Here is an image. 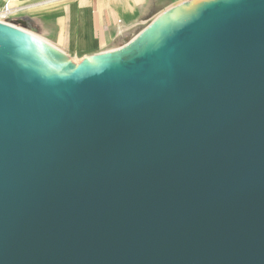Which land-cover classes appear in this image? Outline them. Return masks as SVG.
Instances as JSON below:
<instances>
[{
    "label": "water",
    "instance_id": "obj_1",
    "mask_svg": "<svg viewBox=\"0 0 264 264\" xmlns=\"http://www.w3.org/2000/svg\"><path fill=\"white\" fill-rule=\"evenodd\" d=\"M0 264H264V0L77 61L0 23Z\"/></svg>",
    "mask_w": 264,
    "mask_h": 264
},
{
    "label": "crops",
    "instance_id": "obj_2",
    "mask_svg": "<svg viewBox=\"0 0 264 264\" xmlns=\"http://www.w3.org/2000/svg\"><path fill=\"white\" fill-rule=\"evenodd\" d=\"M185 1L19 0L18 22L77 61L119 49L161 13Z\"/></svg>",
    "mask_w": 264,
    "mask_h": 264
},
{
    "label": "built area",
    "instance_id": "obj_3",
    "mask_svg": "<svg viewBox=\"0 0 264 264\" xmlns=\"http://www.w3.org/2000/svg\"><path fill=\"white\" fill-rule=\"evenodd\" d=\"M86 1H93V0H86ZM5 5L2 9H0V22L5 19H10L16 13L17 9L15 5L17 4L18 0H6Z\"/></svg>",
    "mask_w": 264,
    "mask_h": 264
},
{
    "label": "rangeland",
    "instance_id": "obj_4",
    "mask_svg": "<svg viewBox=\"0 0 264 264\" xmlns=\"http://www.w3.org/2000/svg\"><path fill=\"white\" fill-rule=\"evenodd\" d=\"M5 1H6V0L3 1V4H2V6L0 7V9H2L3 6L5 5V3H6ZM15 7L18 8V9H17L16 13L13 15V17H11L10 19H5V20H3V21L0 22V23L10 25V26H12V27L18 28V29H20V30H23V31H26V32L32 34L31 32L27 31L26 29H23V28L21 27L20 23L18 22V21H20V20H19L20 18H19V16H18V14H19V10H20V8H21V7H20V2H19V0H18L17 4L15 5ZM32 35H34V34H32ZM34 36H35V35H34Z\"/></svg>",
    "mask_w": 264,
    "mask_h": 264
}]
</instances>
